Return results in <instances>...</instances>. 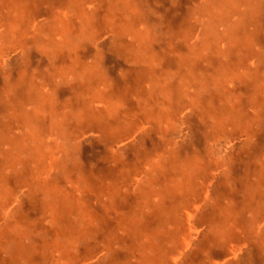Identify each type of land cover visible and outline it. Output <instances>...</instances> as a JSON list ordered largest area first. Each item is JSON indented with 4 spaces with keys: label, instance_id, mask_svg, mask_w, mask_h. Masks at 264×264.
I'll use <instances>...</instances> for the list:
<instances>
[{
    "label": "rangeland",
    "instance_id": "obj_1",
    "mask_svg": "<svg viewBox=\"0 0 264 264\" xmlns=\"http://www.w3.org/2000/svg\"><path fill=\"white\" fill-rule=\"evenodd\" d=\"M86 258L264 264V0H0V264Z\"/></svg>",
    "mask_w": 264,
    "mask_h": 264
},
{
    "label": "crops",
    "instance_id": "obj_2",
    "mask_svg": "<svg viewBox=\"0 0 264 264\" xmlns=\"http://www.w3.org/2000/svg\"><path fill=\"white\" fill-rule=\"evenodd\" d=\"M39 178V177H38ZM38 178H35L37 181H34V183H33V181H31V182H29V181H27L26 182V185H23V186H25L24 188H22L21 189V187L22 186H19V190H18V193H20V195H19V198L21 199V201H22V203H23V206L21 207V208H23L24 210L26 209V206L27 205H30L31 203H32V201L34 200V197H36V196H38V198L40 197V199H42V195H41V193H40V187H39V184H38ZM40 182V181H39ZM34 185V186H33ZM37 187V188H36ZM21 189V190H20ZM20 191V192H19ZM88 195V194H87ZM90 195V194H89ZM86 197V196H85ZM96 197H99L101 200H102V198H101V196L99 195V194H94L93 193V199L94 198H96ZM91 198V197H90ZM95 200V199H94ZM101 200H96V202H94L93 204H100V203H102V201ZM34 202H35V200H34ZM90 203V202H89ZM6 208V207H5ZM6 210H8V208L6 209ZM5 213L2 215V216H8V217H11V214H9L10 212H8V211H4ZM2 218V217H1ZM6 219V218H5ZM4 218H2V220L4 221L5 220ZM4 225H6V222L4 223ZM32 248H33V252L36 250V248H39V246H36V245H30ZM99 246V249H98V251L99 252H102V244H99L98 245ZM90 250H91V248H90ZM37 251V250H36ZM41 251V250H40ZM38 252V251H37ZM100 254V253H99ZM38 255H39V252L38 253H34V255L31 257V258H27V259H25V261L26 260H29V262L30 263H32L34 260H36V258L38 257ZM24 258H26V257H24ZM23 261V260H22ZM52 262V261H51ZM58 262H60V263H62L63 261L61 260V258L59 257L58 258ZM85 264H96V263H98V264H101V262H94V260L93 261H91L89 258H86L85 259ZM10 263V262H9ZM3 264H6L5 262L3 263ZM41 264H43V263H41ZM48 264H52V263H48Z\"/></svg>",
    "mask_w": 264,
    "mask_h": 264
},
{
    "label": "bare ground",
    "instance_id": "obj_3",
    "mask_svg": "<svg viewBox=\"0 0 264 264\" xmlns=\"http://www.w3.org/2000/svg\"><path fill=\"white\" fill-rule=\"evenodd\" d=\"M225 145V144H224ZM226 147V146H225ZM202 163V162H201ZM201 166V165H200ZM202 168V167H201ZM178 187V186H177ZM148 195V194H147ZM137 219V218H136Z\"/></svg>",
    "mask_w": 264,
    "mask_h": 264
}]
</instances>
